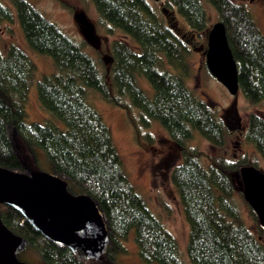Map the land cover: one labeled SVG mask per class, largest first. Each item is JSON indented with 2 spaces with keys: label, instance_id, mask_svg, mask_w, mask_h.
Segmentation results:
<instances>
[{
  "label": "trees",
  "instance_id": "trees-1",
  "mask_svg": "<svg viewBox=\"0 0 264 264\" xmlns=\"http://www.w3.org/2000/svg\"><path fill=\"white\" fill-rule=\"evenodd\" d=\"M10 1L29 48L52 58L54 71L37 81V91L41 107L62 124L26 121L37 66L18 45L0 48V165L33 169L27 146L43 149L56 173L99 206L110 232L107 253L113 246L122 249L133 230L144 264H264V228L258 226L256 237L234 197L241 189L235 173L242 165H257L223 155L209 156L205 165L200 150L189 144L195 133L215 148H222L227 138L223 121L188 85L191 51L207 47L211 24L205 3L225 25L240 92L251 105L264 103V34L246 5L235 0H164L186 22L189 33L183 37L156 15L148 0H92L110 31L126 37L113 40L106 76L79 43L28 0ZM13 19L12 9L0 0V23ZM139 78L149 83L153 97ZM88 88L128 113L131 107L140 110L138 120L145 127L152 120L159 122L180 148L182 162L173 167L170 177L189 225V262L181 259L176 237L129 181L111 129L87 100ZM12 127L18 131L14 140ZM246 139L264 159V116L249 114ZM1 218L28 240L44 264L95 263L45 238L10 206L1 205Z\"/></svg>",
  "mask_w": 264,
  "mask_h": 264
},
{
  "label": "rangeland",
  "instance_id": "rangeland-1",
  "mask_svg": "<svg viewBox=\"0 0 264 264\" xmlns=\"http://www.w3.org/2000/svg\"><path fill=\"white\" fill-rule=\"evenodd\" d=\"M9 6L14 19L11 22L0 23V48L5 51L7 46L18 45L28 52L37 66L36 78L31 85L26 102V121L44 123L52 120L61 126L49 112L44 110L39 102L37 81L44 75L52 74L54 65L52 58L31 50L17 20L16 10L10 0H1ZM48 20L74 41L79 43L84 51L96 62L98 70L108 76L112 62V42L115 38H126L120 31L111 30L104 22L92 0H28ZM157 16L174 28L183 37L188 36V27L184 19L174 10L164 5V0H148ZM244 3L251 12L253 19L264 34V0H235ZM210 24L219 21L217 11L206 4ZM83 12L94 27L96 39L89 43L76 16ZM198 46V45H197ZM192 72L188 85L203 101L210 105L215 115L223 121L227 131L225 145L222 148L213 147L198 133L189 144L202 153L201 161L208 165L209 156L223 155L229 160L246 159L254 162L264 170V159L253 144L246 139V128L249 114L252 112L264 116V103L249 104L241 92L237 97L229 91L209 72L205 55L202 50H192L190 53ZM139 83L150 97L153 90L144 78ZM88 102L102 115L112 132L114 145L121 157L124 171L135 189L146 199L149 208L173 233L179 243L180 257L189 262L186 247L189 235V225L185 219L177 190L171 181L173 167L182 162L180 148L171 140L166 129L157 121H150L145 127L138 120L140 110L131 107L129 113L124 109L107 103L98 92L87 89ZM235 109L236 112L235 113ZM240 118L241 128L234 124ZM61 123V124H60ZM32 166L36 169L56 174L47 153L38 147L27 146ZM31 148V149H30ZM26 171V170H25ZM72 192L78 193L77 186L69 184ZM235 201L248 228L258 237V221L251 207L245 201L240 188L235 192ZM123 248L115 246L108 250L105 261H95L93 264H144L138 256V247L134 240V231L122 242ZM21 260L28 264H44L37 250L28 245L19 253Z\"/></svg>",
  "mask_w": 264,
  "mask_h": 264
},
{
  "label": "water",
  "instance_id": "water-1",
  "mask_svg": "<svg viewBox=\"0 0 264 264\" xmlns=\"http://www.w3.org/2000/svg\"><path fill=\"white\" fill-rule=\"evenodd\" d=\"M157 1V0H156ZM89 43L96 39L94 27L81 12L76 16ZM204 50L206 65L232 95L240 92L238 68L223 22H214L207 34ZM18 131L10 128L11 139ZM31 149V148H30ZM242 195L264 228V170L253 164L242 165L235 173ZM63 174H51L36 168L26 171L0 165V264H28L19 257L29 242L13 232L1 218V205L17 210L45 238L86 260H100L109 244V229L99 206L86 192L74 193Z\"/></svg>",
  "mask_w": 264,
  "mask_h": 264
},
{
  "label": "flooded vegetation",
  "instance_id": "flooded-vegetation-1",
  "mask_svg": "<svg viewBox=\"0 0 264 264\" xmlns=\"http://www.w3.org/2000/svg\"><path fill=\"white\" fill-rule=\"evenodd\" d=\"M235 113H237L236 112V109H235ZM235 119H237V120L234 121V124H236L237 127H240L241 128L242 126H241L240 118L239 117H235ZM107 255H108V253H106L105 256H107Z\"/></svg>",
  "mask_w": 264,
  "mask_h": 264
},
{
  "label": "bare ground",
  "instance_id": "bare-ground-1",
  "mask_svg": "<svg viewBox=\"0 0 264 264\" xmlns=\"http://www.w3.org/2000/svg\"><path fill=\"white\" fill-rule=\"evenodd\" d=\"M95 261V260H94ZM97 261H99V260H97Z\"/></svg>",
  "mask_w": 264,
  "mask_h": 264
}]
</instances>
